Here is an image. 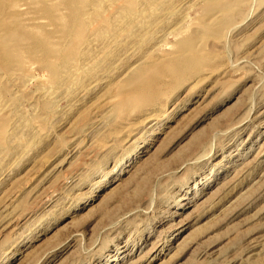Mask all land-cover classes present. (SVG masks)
<instances>
[{
    "label": "rangeland",
    "instance_id": "1",
    "mask_svg": "<svg viewBox=\"0 0 264 264\" xmlns=\"http://www.w3.org/2000/svg\"><path fill=\"white\" fill-rule=\"evenodd\" d=\"M82 1L0 0V264H264V0Z\"/></svg>",
    "mask_w": 264,
    "mask_h": 264
},
{
    "label": "bare ground",
    "instance_id": "2",
    "mask_svg": "<svg viewBox=\"0 0 264 264\" xmlns=\"http://www.w3.org/2000/svg\"><path fill=\"white\" fill-rule=\"evenodd\" d=\"M7 1V0H6ZM18 1V0H17ZM38 1V0H37ZM79 0H64V5H65V7H66V9H67V12H71V13H69V14H73L74 13V11L75 10H73V7L76 5V3L78 2ZM86 2V0H83L82 2ZM115 1H119V0H98V2L96 3V6H95V9L92 11V13L90 12V10L88 11L89 13H84V21H86V20H89V21H95V20H98V21H106V18H104L103 19V17H102V13H103V4L105 3V2H109V3H113V2H115ZM145 4H146V6L149 8L151 5H154V1L155 0H142ZM210 1V0H209ZM219 1H222V0H219ZM84 2V3H85ZM121 2H125L124 4H126V7H124V8H120L119 10H117V13H115L116 15H114V17L116 16V20H118V21H120V22H122V23H126V24H129V23H131L132 21H134L135 22V16H134V5L132 4V3H130L129 2V0L127 1V0H122ZM3 3H5V2H3ZM40 3H42V1L40 2ZM79 3V2H78ZM83 3V4H84ZM120 3V2H119ZM137 3V2H136ZM6 4V3H5ZM43 4H45V2H43ZM47 4V3H46ZM94 5V4H93ZM3 6V5H2ZM11 6V5H10ZM43 7H42V9H41V12H43L47 17H45L46 19H48L50 22H51V24L52 25H55L57 28H58V25L60 26L59 28H58V30H57V33L59 34L58 35V37L60 36V38H62V36L65 34V33H68L67 32V30L69 29L68 28V26L67 27H64V26H61L60 24H58L56 21H55V18H54V15L55 14H53L54 12H55V10H56V8H48V7H46V6H44V5H42ZM78 6V5H77ZM117 6V5H116ZM120 6V5H119ZM53 7V6H52ZM88 7V6H87ZM123 7V6H122ZM144 7V6H143ZM117 8V7H116ZM8 9V8H7ZM12 9V8H11ZM79 9V8H78ZM115 9V8H114ZM206 9V8H205ZM1 10H2V8H1ZM76 10H77V8H76ZM80 10H82V8L80 9ZM40 11V10H39ZM85 12V11H84ZM87 12V11H86ZM105 12V11H104ZM75 14V13H74ZM77 14V13H76ZM139 14V13H138ZM10 15V14H9ZM13 15V14H12ZM68 15V14H67ZM79 15V14H78ZM77 15V16H78ZM82 16V17H83ZM66 17V16H65ZM72 17V16H71ZM135 17V18H134ZM8 18V17H7ZM56 18H57V16H56ZM62 18V17H61ZM78 18V17H77ZM134 18V19H133ZM64 19V18H63ZM112 19V18H111ZM3 20V19H2ZM17 20V19H16ZM15 20V21H16ZM14 21V22H15ZM110 19L109 20H107L106 21V23L107 22H109L110 23ZM117 21V22H118ZM18 21H16L15 23H17ZM66 22H68V21H66ZM72 22H75V26H77V32L75 31V30H71V32H73V31H75V32H73V33H75L76 34V37H79V35L81 34V26L82 25H84V22L83 21H80V20H76V21H72ZM87 22V21H86ZM60 23V22H59ZM62 23V22H61ZM69 23V22H68ZM44 24V23H43ZM65 24H67V23H65ZM94 24V23H93ZM112 24V23H111ZM125 24V25H126ZM5 25V24H4ZM3 25V26H4ZM14 25H16L15 26V28L17 29H15L14 31H15V33H14V35H13V37H14V43L13 44H15V43H17V42H19V43H21L20 45L21 46H24V48H26V49H22L23 51L25 50V51H31L32 50V47H33V45H34V42H35V40H37V45L36 46H38V44H41V42H42V37H47V34L46 33H44L43 34V32H41V33H39V31L37 32V33H34V32H32V31H27V29H25L23 26H21V24H14ZM13 25V26H14ZM110 25V24H109ZM25 26H26V24H25ZM31 26V25H30ZM97 26V25H96ZM102 26V25H101ZM100 26V27H101ZM106 26H108V25H106ZM5 27V26H4ZM7 28H5V30L6 29H8L9 30V27L8 26H6ZM11 27V26H10ZM27 27V26H26ZM33 27V26H32ZM31 27V28H32ZM99 27V28H100ZM108 27H110V26H108ZM29 28V27H28ZM72 28V27H71ZM70 28V29H71ZM74 28V27H73ZM72 28V29H73ZM82 28H83V26H82ZM13 29V28H12ZM33 29V28H32ZM105 29V28H104ZM2 30V29H1ZM30 30V29H29ZM34 30V29H33ZM36 30V29H35ZM84 30V29H83ZM97 30V29H96ZM41 31V30H40ZM2 32H3V30H2ZM6 32V31H5ZM105 34V31H99L98 32V36H104V35H101V34ZM50 34V33H49ZM1 35V34H0ZM10 35V34H9ZM73 35V34H72ZM97 35V34H96ZM42 36V37H41ZM51 36V35H50ZM11 37H12V34H11ZM65 37V36H64ZM73 37H75V36H73ZM17 38V39H16ZM48 38V37H47ZM62 39H64V38H62ZM66 39V38H65ZM73 39V38H72ZM80 39V38H79ZM17 40V41H16ZM16 41V42H15ZM10 42H12V41H10ZM44 42H45V39H44ZM64 42V41H63ZM5 43H6V40L4 39V38H1L0 37V46H2V47H5ZM72 44H73V41L71 42ZM12 44V45H13ZM82 44H84V42L82 43ZM20 45H18V47H17V49L18 48H20L19 46ZM45 45V44H44ZM74 45V44H73ZM10 46V45H9ZM36 46H34L35 48H36ZM43 46V45H42ZM16 47V46H15ZM33 47V48H34ZM40 47V46H39ZM71 48H72V46H71ZM5 49V48H4ZM60 49V48H59ZM21 49L18 51V54H17V56H20V53H22L23 51H22ZM186 50V49H185ZM13 51V49L12 50H10V49H7V50H5V55H6V57H12V59H16V53L17 52H12ZM16 51V50H15ZM25 51L23 52V53H25ZM33 51H34V49H33ZM38 51V50H37ZM39 52V51H38ZM34 53V52H33ZM180 53V52H179ZM31 54V53H30ZM178 54V53H177ZM25 55V54H24ZM49 55V54H48ZM185 55V54H184ZM31 56V55H30ZM191 56V55H190ZM60 57H61V55H60ZM179 57H180V54H179ZM57 58V57H56ZM69 58V55L68 54H65L64 56H62V60H66V59H68ZM183 58V57H182ZM11 59V58H10ZM9 59V60H10ZM20 59V58H19ZM18 59V60H19ZM27 59V58H26ZM59 59V58H58ZM71 59V58H70ZM39 60V59H38ZM52 60V59H51ZM62 60H60V61H62ZM64 60V66L63 67H59L58 65L56 66H53L52 67V72L54 73V75L55 76H58V75H63V74H65V73H67L68 72V68H67V65H68V60H66L65 61ZM13 61V60H12ZM16 61V60H15ZM14 61V62H15ZM24 61V60H23ZM49 61V60H48ZM14 62H11V63H14ZM25 62V61H24ZM27 62V61H26ZM25 62V63H26ZM177 63V62H176ZM23 64V63H22ZM21 64V65H22ZM60 64H61V62H60ZM72 65V64H71ZM168 66V65H167ZM73 67V66H72ZM163 67V66H162ZM20 68V67H19ZM51 70V69H50ZM73 70V69H72ZM80 70V69H79ZM99 71V70H98ZM75 72H76V69H75ZM23 73V72H22ZM8 75V74H7ZM9 77V76H8ZM61 77V76H60ZM51 80V79H50Z\"/></svg>",
    "mask_w": 264,
    "mask_h": 264
}]
</instances>
